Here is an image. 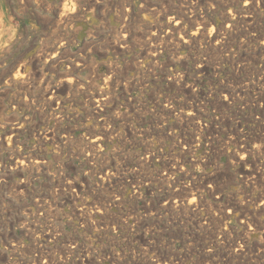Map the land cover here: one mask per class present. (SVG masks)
I'll use <instances>...</instances> for the list:
<instances>
[{"label":"rangeland","instance_id":"1","mask_svg":"<svg viewBox=\"0 0 264 264\" xmlns=\"http://www.w3.org/2000/svg\"><path fill=\"white\" fill-rule=\"evenodd\" d=\"M263 121L264 0H0V264H264Z\"/></svg>","mask_w":264,"mask_h":264},{"label":"bare ground","instance_id":"2","mask_svg":"<svg viewBox=\"0 0 264 264\" xmlns=\"http://www.w3.org/2000/svg\"><path fill=\"white\" fill-rule=\"evenodd\" d=\"M67 6V5H65ZM66 13V12H65ZM111 23V22H110ZM83 29V28H82ZM183 29V28H182ZM199 33V32H198ZM154 34V33H153ZM253 34V33H252ZM212 35V34H211ZM118 44V43H117ZM218 44V43H217ZM153 45V44H152ZM101 53V52H100ZM203 59V58H202ZM148 62V61H147ZM25 69V68H24ZM111 69V68H110ZM164 71V70H163ZM200 71V70H199ZM198 71V72H199ZM111 77V76H110ZM225 80V79H224ZM105 81V80H104ZM169 82V81H168ZM170 100V99H169ZM105 101V100H103ZM100 103V102H99ZM99 105V104H98ZM222 105V104H221ZM174 109V108H173ZM101 111V110H100ZM204 112V111H203ZM201 116V115H200ZM164 117V116H163ZM192 117V116H191ZM51 118V117H50ZM222 118V117H221ZM196 121V120H195ZM264 122V121H263ZM137 125V124H136ZM200 125V124H199ZM18 127V126H17ZM244 128V127H243ZM248 129V128H247ZM263 130V129H262ZM127 131V130H126ZM263 132V131H262ZM44 135V134H43ZM47 135V134H46ZM192 138V137H191ZM45 140V139H44ZM94 140V139H93ZM244 140V139H243ZM48 141V140H47ZM92 142V141H91ZM98 142V141H97ZM95 143V142H94ZM119 147V146H118ZM264 149V148H263ZM250 152V151H249ZM248 152V153H249ZM246 160V159H245ZM97 164V163H96ZM243 164V163H242ZM256 164V163H255ZM207 165V164H206ZM195 168V167H194ZM133 171V170H132ZM246 174V173H245ZM208 175V174H207ZM245 178V177H244ZM74 180V179H73ZM69 182V181H68ZM113 185V184H112ZM69 186V185H68ZM88 187V186H87ZM110 192V191H109ZM64 193V192H63ZM79 194V193H78ZM177 195V194H176ZM240 195V194H239ZM119 203V202H118ZM101 204V203H100ZM204 205V204H203ZM85 207V206H84ZM96 208V207H95ZM184 208V207H183ZM202 218V217H201ZM135 220V219H134ZM198 220V219H197ZM137 221V220H136ZM244 221V220H243ZM133 222V221H132ZM243 223V222H242ZM103 225V224H102ZM39 234V233H38ZM208 242V241H207ZM242 245V244H241ZM209 248V247H208ZM237 248V247H236ZM177 253V252H176ZM179 260V259H178ZM47 261V260H46ZM151 262V261H150Z\"/></svg>","mask_w":264,"mask_h":264}]
</instances>
